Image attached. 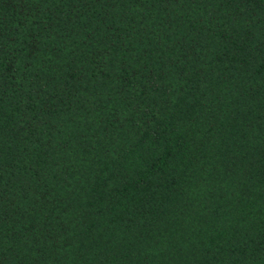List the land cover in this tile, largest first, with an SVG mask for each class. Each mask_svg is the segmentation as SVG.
<instances>
[{"label": "trees", "instance_id": "1", "mask_svg": "<svg viewBox=\"0 0 264 264\" xmlns=\"http://www.w3.org/2000/svg\"><path fill=\"white\" fill-rule=\"evenodd\" d=\"M0 264H264V0H0Z\"/></svg>", "mask_w": 264, "mask_h": 264}]
</instances>
